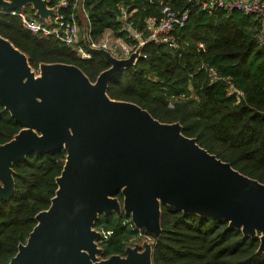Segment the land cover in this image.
Masks as SVG:
<instances>
[{"label":"water","instance_id":"1","mask_svg":"<svg viewBox=\"0 0 264 264\" xmlns=\"http://www.w3.org/2000/svg\"><path fill=\"white\" fill-rule=\"evenodd\" d=\"M27 4L41 18L53 14L49 0H0V9ZM94 52L110 64L95 83L66 63H42L36 77L26 53L0 35V103L22 127L0 145V199L15 193L19 160L67 151L50 207L36 215L27 242L8 264H154L150 244L100 259V233L93 228L101 214L124 212L158 238L162 204L261 234L264 251V183L184 135L179 122H161L134 102L112 99L110 82L135 64L136 54L118 59Z\"/></svg>","mask_w":264,"mask_h":264},{"label":"trees","instance_id":"2","mask_svg":"<svg viewBox=\"0 0 264 264\" xmlns=\"http://www.w3.org/2000/svg\"><path fill=\"white\" fill-rule=\"evenodd\" d=\"M164 1L176 10H190L182 30L186 48L179 55L165 46L148 45V57L113 79L108 95L140 105L161 122H179L184 135L264 183V45L255 38L256 21L239 11L211 15L190 0ZM49 2L53 6L57 0ZM120 3L128 5L139 21L159 12L158 3L150 0H87L93 38L108 27L123 34L119 31ZM25 11L35 17V10ZM0 35L25 52L33 68L42 63L73 64L95 82L110 67L98 54L82 59L55 36L31 32L18 15L0 13ZM201 41L205 50L198 49ZM202 63L232 76L246 93L243 102L235 104L223 83L210 84ZM172 97L176 98L169 106ZM21 128L0 103V145L12 140ZM66 156L65 149L33 152L13 165L15 193L8 200L0 199V264L10 262L36 226V215L50 207ZM117 196L123 200L122 193ZM161 210L162 233L155 237L154 264H264L261 234L246 235L224 218L184 212L167 204ZM95 227L113 231L101 243L103 258L125 255L129 240L139 234L124 212L101 214Z\"/></svg>","mask_w":264,"mask_h":264},{"label":"built area","instance_id":"3","mask_svg":"<svg viewBox=\"0 0 264 264\" xmlns=\"http://www.w3.org/2000/svg\"><path fill=\"white\" fill-rule=\"evenodd\" d=\"M150 1L158 3L159 12L148 14L140 21L131 15L128 5L120 3L118 5V20L121 23L119 31L123 34H118L113 28L108 27L98 38L92 37L87 0H57L55 5H49L53 14L48 18H41L36 14V10L35 17L32 18L23 8L11 11L0 9V13L18 15L25 28L35 34L55 36L72 47L82 59H90L96 54L94 50L103 49L118 59H129L136 54L134 58L136 64L140 58L148 57L145 52L148 45L165 46L181 55L187 44L182 30L190 18V10H176L164 0ZM190 1L193 6L211 15L224 10L226 12L239 11L253 17L256 21L255 38L260 45H264V0ZM81 22L84 23L83 27ZM82 28H85L83 34ZM198 49L205 50V43L199 42ZM201 69L204 70L210 84L220 82L225 85L227 96L232 97L235 104L243 102L246 93L237 85L232 76L223 74L217 67L206 63L201 64ZM175 98L170 99L169 106H173ZM93 229L100 233L96 242L99 248H102L101 243L106 242L113 231L96 227Z\"/></svg>","mask_w":264,"mask_h":264},{"label":"rangeland","instance_id":"4","mask_svg":"<svg viewBox=\"0 0 264 264\" xmlns=\"http://www.w3.org/2000/svg\"><path fill=\"white\" fill-rule=\"evenodd\" d=\"M35 10L33 7H32V5L31 4H27L26 6H24L23 7V9L25 10V9H28V10ZM252 19H253V17H251ZM83 24L84 23H82L81 22V25H82V27H83ZM85 30V28H82V34H83V31ZM27 55V54H26ZM32 72L34 73V75L36 76V77H38V76H41V64H40V66L38 67V68H33L32 67ZM93 82V81H92ZM93 83H95V82H93ZM66 159H67V156H66ZM14 170V169H13ZM14 172H15V170H14ZM15 179V178H14ZM123 195V194H122ZM119 198V197H118ZM123 198H124V196H123ZM119 200H120V202H121V205L123 206V200H121L120 198H119ZM134 228H136L137 230H138V232H139V234L137 235V236H134L133 238H131L130 240H129V242H128V246H131V247H134V246H139V249L140 250H143V249H145V244H150V246L152 247V249L154 248V244H155V236L154 235H152V234H150L146 229H144V228H137L135 225H134ZM29 238V237H28ZM28 240V239H27ZM122 256V255H121ZM124 256V255H123ZM100 257V259H104L102 256H99Z\"/></svg>","mask_w":264,"mask_h":264}]
</instances>
